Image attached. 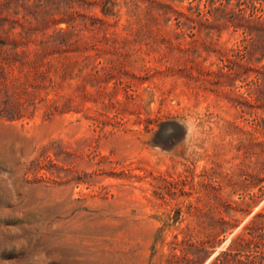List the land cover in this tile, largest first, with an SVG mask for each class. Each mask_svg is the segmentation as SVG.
I'll list each match as a JSON object with an SVG mask.
<instances>
[{"label":"rangeland","instance_id":"obj_1","mask_svg":"<svg viewBox=\"0 0 264 264\" xmlns=\"http://www.w3.org/2000/svg\"><path fill=\"white\" fill-rule=\"evenodd\" d=\"M77 1L0 0L5 47L40 49L47 74L43 99L0 116V264H264V225L247 227L264 57L152 0Z\"/></svg>","mask_w":264,"mask_h":264},{"label":"trees","instance_id":"obj_2","mask_svg":"<svg viewBox=\"0 0 264 264\" xmlns=\"http://www.w3.org/2000/svg\"><path fill=\"white\" fill-rule=\"evenodd\" d=\"M87 1V0H85ZM84 1V2H85ZM162 8L174 11L175 28L180 31H221L224 28L239 30L242 34L244 55L259 53L264 57V0H204V7L192 3L174 7L166 0H152ZM69 6L80 3L77 0H67ZM113 0H102L103 15L114 14ZM0 3V14L3 11ZM103 15L90 14L91 21L104 22ZM2 17L0 16V24ZM54 38V37H53ZM8 41L0 38V116L15 117L22 111V105L27 108L37 103V98L43 99L40 88L47 74L42 66L40 49L17 50L5 47ZM15 44V43H14ZM29 67L33 73L29 71ZM257 78L261 84V94L264 93V61L256 66ZM24 96L23 101L18 98ZM264 146V139L262 141ZM264 148V147H263ZM264 225V211L260 210L251 219L247 227L254 228Z\"/></svg>","mask_w":264,"mask_h":264}]
</instances>
